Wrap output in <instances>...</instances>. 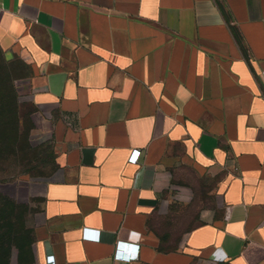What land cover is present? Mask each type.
I'll return each instance as SVG.
<instances>
[{"label":"crops","instance_id":"obj_1","mask_svg":"<svg viewBox=\"0 0 264 264\" xmlns=\"http://www.w3.org/2000/svg\"><path fill=\"white\" fill-rule=\"evenodd\" d=\"M0 50L53 149L35 264H264V0H0Z\"/></svg>","mask_w":264,"mask_h":264},{"label":"rangeland","instance_id":"obj_2","mask_svg":"<svg viewBox=\"0 0 264 264\" xmlns=\"http://www.w3.org/2000/svg\"><path fill=\"white\" fill-rule=\"evenodd\" d=\"M30 66L0 51V261L35 264L33 228L41 215L43 182L54 167L52 146L29 119Z\"/></svg>","mask_w":264,"mask_h":264},{"label":"built area","instance_id":"obj_3","mask_svg":"<svg viewBox=\"0 0 264 264\" xmlns=\"http://www.w3.org/2000/svg\"><path fill=\"white\" fill-rule=\"evenodd\" d=\"M139 156H140V151H138V150L131 151L130 155L128 157V163L136 164L138 162ZM134 249H135V247H134ZM132 258H135V256L132 255V256L124 257V259H126V260H130Z\"/></svg>","mask_w":264,"mask_h":264},{"label":"trees","instance_id":"obj_4","mask_svg":"<svg viewBox=\"0 0 264 264\" xmlns=\"http://www.w3.org/2000/svg\"><path fill=\"white\" fill-rule=\"evenodd\" d=\"M0 51H1V50H0ZM1 52H2V51H1ZM54 168H55V166L53 167V169H54ZM53 169H52V170H53ZM1 263H4V260H3V261H0V264H1Z\"/></svg>","mask_w":264,"mask_h":264}]
</instances>
